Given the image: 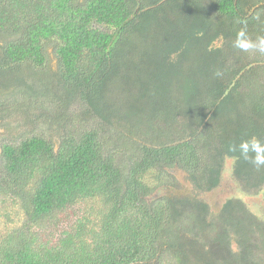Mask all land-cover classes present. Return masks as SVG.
Here are the masks:
<instances>
[{"label": "trees", "instance_id": "obj_1", "mask_svg": "<svg viewBox=\"0 0 264 264\" xmlns=\"http://www.w3.org/2000/svg\"><path fill=\"white\" fill-rule=\"evenodd\" d=\"M241 28L264 36V0H0V121L35 108L57 131L0 144V264H264V222L202 195L225 159L264 187L238 150L264 141V53L233 47ZM176 170L193 192L159 194Z\"/></svg>", "mask_w": 264, "mask_h": 264}, {"label": "rangeland", "instance_id": "obj_2", "mask_svg": "<svg viewBox=\"0 0 264 264\" xmlns=\"http://www.w3.org/2000/svg\"><path fill=\"white\" fill-rule=\"evenodd\" d=\"M54 61L50 60V65L52 69H55ZM18 100L24 101V98L19 97ZM15 104V101L10 100L9 102L5 103V107L13 106ZM23 108H15L12 113H10V117L8 120L0 121V144L2 141L12 139L13 137H21L24 134L35 132L43 134L45 137L48 138H55L57 136V131L55 130V127L50 126L47 122H45L43 119H39L38 122L35 121L34 116L38 113V111L35 110V108H31L32 115L29 119L31 122L27 120V118L24 120V115L22 113ZM35 112V113H34ZM37 112V113H36ZM80 122V120L78 121ZM125 158V156H120ZM125 160V159H124ZM231 160L225 159V164L222 169L221 174V180L219 186H222L224 188H227V191L225 193H221L220 191L224 188H216L212 191L203 193V197L205 201L210 205L211 213H214L218 210V198L219 195H224L223 198L227 197H235L238 198L246 204V207L254 214L256 217H258L261 221L264 222V187L261 189H258L256 191L247 192L244 190V188L241 186V184L236 181L232 177L231 173ZM175 176L177 177L178 183L174 187H164L157 190L159 194L163 193H174L176 195H180L179 197L184 198L185 196H188V192L192 193L191 191L192 187L185 179L184 173L180 170H176ZM233 183L235 186L230 187L229 183ZM232 193V194H231ZM228 194V195H227ZM245 197V199H243ZM220 199V198H219ZM86 208L87 206L82 204H78L74 207V212L76 216L73 215H66V219L61 220L59 222H56V227L54 228L52 225L46 226L44 229V234L42 235L45 238L54 239L56 237H59L60 233L63 229H65L66 225L69 224L72 220H75V217L79 216L82 212V210ZM72 221V222H73ZM54 224V223H53ZM233 249H235V244L232 243L231 246Z\"/></svg>", "mask_w": 264, "mask_h": 264}, {"label": "clouds", "instance_id": "obj_3", "mask_svg": "<svg viewBox=\"0 0 264 264\" xmlns=\"http://www.w3.org/2000/svg\"><path fill=\"white\" fill-rule=\"evenodd\" d=\"M233 47L245 53L249 51L264 53V36H257L255 40L250 39L246 28H241L237 32ZM238 150L241 157L254 167L264 168V141L255 137L242 140L238 145Z\"/></svg>", "mask_w": 264, "mask_h": 264}, {"label": "flooded vegetation", "instance_id": "obj_4", "mask_svg": "<svg viewBox=\"0 0 264 264\" xmlns=\"http://www.w3.org/2000/svg\"><path fill=\"white\" fill-rule=\"evenodd\" d=\"M232 177H233V175H232ZM233 178H234V177H233ZM234 179H235V178H234ZM235 180H236V179H235ZM236 181H237V180H236ZM229 186H230V187H233V186H235V185H234L233 183L230 182V183H229ZM218 187H220V188H224V187H222V186H218ZM218 187H217V188H218ZM226 191H227V188H224V189H222L220 192L223 194V193H225ZM233 198H235V197L222 198V200L224 199V202H225V201H227V200H229V199H233ZM235 199H238V198H235ZM224 202H222L221 204L218 203V210H219V208L224 204ZM243 202H244V201H243ZM208 205H209V204H208ZM209 206H210V205H209ZM218 210H217V211H218ZM214 213H216V212H214Z\"/></svg>", "mask_w": 264, "mask_h": 264}, {"label": "water", "instance_id": "obj_5", "mask_svg": "<svg viewBox=\"0 0 264 264\" xmlns=\"http://www.w3.org/2000/svg\"><path fill=\"white\" fill-rule=\"evenodd\" d=\"M232 194V193H231ZM228 195V194H227ZM223 196L224 195H219V198H218V201H219V204H221L222 202H224V199L222 200V198H223ZM227 198H229V197H227ZM243 199H245V197H243Z\"/></svg>", "mask_w": 264, "mask_h": 264}]
</instances>
